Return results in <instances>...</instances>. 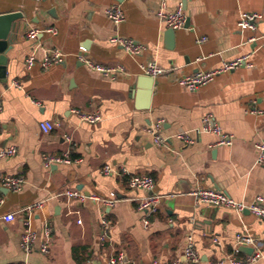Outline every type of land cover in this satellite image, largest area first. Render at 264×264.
<instances>
[{
  "label": "crops",
  "instance_id": "1",
  "mask_svg": "<svg viewBox=\"0 0 264 264\" xmlns=\"http://www.w3.org/2000/svg\"><path fill=\"white\" fill-rule=\"evenodd\" d=\"M178 1L167 0L166 8L175 10ZM112 5L122 10L121 24L105 15ZM158 7V0H0V16L21 15L9 34L0 79V150H16L0 159V264H107L118 255L125 264H173L183 261L189 235L198 264L250 256L253 248L236 246V235L258 242L261 258L252 264H264V221L247 211L199 204L191 195L218 189L246 206L261 198L264 206V166L256 165L255 148L264 141V0H187L180 30L158 21ZM242 13L259 16L254 30L238 29ZM34 30L36 38L28 39ZM116 36L140 43L142 53L127 54L110 42ZM53 52L61 63L43 69L40 62ZM30 57L34 64L27 69ZM242 57L249 67L219 74L195 91L176 83ZM82 59L124 71L108 78ZM149 62L165 71L152 82L141 71ZM92 110L101 115L96 124L72 113ZM207 114L232 138L230 146L200 132ZM43 121L57 127L44 134ZM158 121L160 147L145 131ZM178 134L194 143L184 144ZM65 153L69 164L43 165V156ZM106 167L112 173L104 174ZM122 169L153 179L157 213L137 210L147 192L129 189L118 175ZM5 176L21 178V189L4 187ZM67 190L87 199L58 196ZM90 196L115 202L108 208ZM39 201L43 208L32 217L36 242L25 254L19 247L25 214L18 212ZM8 213L16 214L12 222L1 219ZM102 219L105 242L99 239ZM44 227L50 231L45 254L39 251Z\"/></svg>",
  "mask_w": 264,
  "mask_h": 264
},
{
  "label": "built area",
  "instance_id": "2",
  "mask_svg": "<svg viewBox=\"0 0 264 264\" xmlns=\"http://www.w3.org/2000/svg\"><path fill=\"white\" fill-rule=\"evenodd\" d=\"M34 2H41L44 0H30ZM187 0H179L175 10L170 11L166 8L167 0H158L159 7L156 10V17L158 21L163 24L166 28L170 30H180L185 27L187 17L184 9V2ZM106 17L115 25L121 24L124 21V15L121 8L118 5H112L105 10ZM259 18L257 14H248L242 13L238 21V29L240 31L254 30L255 21ZM48 32L53 33L52 30ZM38 31L34 30L27 34V38L33 40L36 38ZM202 39L199 42H202ZM253 40V39H251ZM110 42L118 45L122 50L131 56H139L143 51V46L130 39L114 37L110 39ZM264 46V42L262 43ZM84 64L91 69L105 77L113 78L118 74L123 73V68L120 66L116 67H104L98 64L91 63L86 59H82ZM62 61V56L58 52H53L49 54L46 58L40 62V66L43 69H47L53 64H59ZM34 64V59L30 57L26 60V68L30 69ZM241 66L249 67L247 63V57H242L238 60L225 63L219 69L214 71H199L193 75L185 76L182 78L176 79V83L185 88L188 91H195L198 88L206 85L211 82L217 75L233 71ZM142 75L153 80L164 75L165 71L157 66L153 62H149L141 66ZM12 86L18 87L16 82L12 83ZM0 112H1V101H0ZM72 113L78 117L81 122H86L88 124H96L101 121V115L98 110H92L90 112H81V111H72ZM57 127V124L49 121H43L39 124V128L44 134L52 132ZM161 122L158 121L154 125L145 129L146 133L152 138V142L156 147H160L163 143L162 138L160 137ZM200 132L210 133L218 137L217 145L230 146L232 143V138L224 134L220 128V125L214 120L211 115L203 116L201 120ZM176 138L181 140L184 144L191 145L194 143V140L185 134H178ZM67 143L71 142L69 136L65 137ZM255 148L258 152L256 165L264 166V141L257 143ZM16 150L14 148H8L0 150V159L10 157L15 155ZM43 165L48 167L52 164H69L70 158L67 153L63 154L60 157L53 156H43L42 158ZM104 174L112 173V170L108 167L103 169ZM120 177L126 180L127 186L131 190H140L147 192V196L139 200L137 205V210L144 213L145 215H153L158 212L160 204V196L155 194L154 191V181L149 175L145 174H134L128 175L125 170H121L118 174ZM2 185L9 190L17 192L21 189L23 180L16 177H2ZM195 198L196 202L199 204H204L207 206L215 208H226L232 209L236 212L247 211L256 217L258 220L264 221V206L262 205V199L257 198L256 201L248 206L238 203L230 199L224 193L218 189H206V190H197L191 193ZM58 196H64L69 199H77L78 201H84L87 199L81 193L74 190H67L61 192ZM88 199L94 202H100L106 207H111L115 201L111 199L99 198L97 196H90ZM43 201L36 202L30 206H27L20 210L18 213H24L25 218L23 219V230L19 238V247L21 250L28 254L31 252L35 242H36V231L32 225V217L35 213L39 212L43 208ZM15 213H8L1 217L4 222H12L15 219ZM101 225V236L100 241H106V229L107 222L102 219L100 222ZM49 228H43V240L40 244L39 251L43 254L47 253L49 250ZM236 246H245L253 248V252L250 256L239 260L233 256L225 258V261L228 264H252L261 258L260 245L253 238L246 235H236L234 238ZM213 243H216L215 241ZM200 262V257L197 254L193 239L189 235L186 237L185 246L183 249V261H176L173 264H198ZM222 262H217L216 264H221ZM107 264H125L123 257L118 255L116 257H111L107 261ZM152 264H159L153 262Z\"/></svg>",
  "mask_w": 264,
  "mask_h": 264
},
{
  "label": "water",
  "instance_id": "3",
  "mask_svg": "<svg viewBox=\"0 0 264 264\" xmlns=\"http://www.w3.org/2000/svg\"><path fill=\"white\" fill-rule=\"evenodd\" d=\"M185 3V2H184ZM21 17L20 14H6L0 16V79L5 77V52L9 49V34L13 23ZM152 82L151 78H148Z\"/></svg>",
  "mask_w": 264,
  "mask_h": 264
}]
</instances>
